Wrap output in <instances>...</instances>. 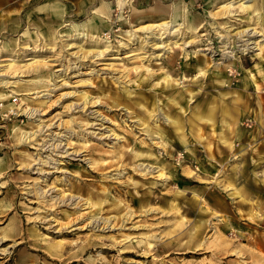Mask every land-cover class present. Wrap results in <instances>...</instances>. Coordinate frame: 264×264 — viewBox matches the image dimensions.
I'll return each mask as SVG.
<instances>
[{
  "label": "rangeland",
  "instance_id": "374dc122",
  "mask_svg": "<svg viewBox=\"0 0 264 264\" xmlns=\"http://www.w3.org/2000/svg\"><path fill=\"white\" fill-rule=\"evenodd\" d=\"M7 1L0 264H264V0Z\"/></svg>",
  "mask_w": 264,
  "mask_h": 264
},
{
  "label": "bare ground",
  "instance_id": "6f19581e",
  "mask_svg": "<svg viewBox=\"0 0 264 264\" xmlns=\"http://www.w3.org/2000/svg\"><path fill=\"white\" fill-rule=\"evenodd\" d=\"M119 1V0H118ZM180 5H176V7H179ZM243 6V9L244 10H252V7H254V5H247V2H244V4L242 5ZM43 8L44 7H42V8H40L39 9V11L41 12V11H43ZM220 9L221 10H224L225 11V14L224 15H226L227 17H235L236 16V12L234 13L233 12V2H229L228 4H225V5H223V6H221L220 7ZM172 13V12H171ZM220 13V12H219ZM94 14V13H93ZM177 14V15H176ZM178 16V13H176V12H174L173 13V15H172V20L173 19H175L176 17ZM249 20V19H248ZM176 21V20H175ZM166 24L167 23H162V24H158V25H154V28H160V29H162L163 30V28H164V26H166ZM75 28H78L77 26H75ZM227 28V27H226ZM230 28H232V27H230ZM236 30V29H235ZM165 32H166V30H164ZM177 31V30H176ZM234 31V30H233ZM169 34H171V33H173V32H175V30L174 29H171V30H169V31H167ZM235 35H240L241 37H243V38H248V40H247V50L249 51V50H254V51H256V52H258L257 53V55L259 56V58H261L262 57V55H263V52H264V32L262 33V34H260V33H258V32H256V31H254V29L253 28H247V29H245L244 31H240L239 33H237V34H235ZM254 37H257V38H262V39H260V40H258V42L256 41V42H250L251 41V39H253ZM250 39V40H249ZM250 42V43H249ZM246 43V42H245ZM174 44H176V46H180V45H182L183 46V48L184 49H186L187 47H189V42L188 43H186V44H182V43H179V42H175ZM178 44V45H177ZM252 45H254V47H251ZM225 48H227V47H225ZM71 49V48H70ZM241 50V49H240ZM245 48H244V50H241V51H243L244 53H245V51H247ZM240 51V52H241ZM227 53H230V54H232L231 52H227ZM226 55H228V54H226ZM229 58H231V59H233L234 60V57L232 58V56L231 57H229ZM13 62L11 59H5V60H1L0 62ZM26 61H28V62H31L32 64H36V63H38V59L36 58V57H34V56H31V57H27L26 58ZM13 64H15V63H13ZM13 64H10V65H13ZM10 65H0V68H6V67H8V66H10ZM26 66V65H25ZM23 68H25L24 66H23ZM60 71V70H59ZM2 83H5V84H7L8 82L5 80V81H2ZM11 95H9V94H4V95H1L0 97L2 98V99H6V98H8V97H10ZM213 109V108H212ZM223 114H224V116L226 115V117H230V114H229V112L227 111V110H224L223 111ZM212 117H213V115L212 114H208V115H206L205 116V118H207V120L208 121H211L212 120ZM167 121H169V120H167ZM144 170V169H143ZM235 197H239V196H241L240 195V193L238 192V193H234L233 194Z\"/></svg>",
  "mask_w": 264,
  "mask_h": 264
},
{
  "label": "crops",
  "instance_id": "0c3cea01",
  "mask_svg": "<svg viewBox=\"0 0 264 264\" xmlns=\"http://www.w3.org/2000/svg\"><path fill=\"white\" fill-rule=\"evenodd\" d=\"M17 1L20 2V4H16ZM130 1V0H129ZM25 2L24 1H20V0H8L7 1V4L5 7H8L9 5H19L21 8H25L27 6H23L22 4H24ZM114 3V2H113ZM74 4V3H73ZM72 4V7H74ZM118 4H122V1L119 0L118 1ZM181 4V0L179 1H176V2H173L172 5H168V4H165L163 3L162 1L160 0H152V4L148 5V6H145V7H142L140 13H141V16L144 18V19H149V18H155L157 16H165V17H168L169 14H171V16L173 15L174 13V7L176 5H180ZM77 6V5H76ZM104 8H110V5H106L104 4L103 5ZM133 6H134V9L135 10H138V8L136 7V3H135V0L133 2ZM171 6V7H170ZM114 7V4L113 6ZM52 9V8H51ZM38 12H40L38 10ZM42 12V11H41ZM40 12V13H41ZM172 12V13H171ZM88 23V21H86V24Z\"/></svg>",
  "mask_w": 264,
  "mask_h": 264
}]
</instances>
